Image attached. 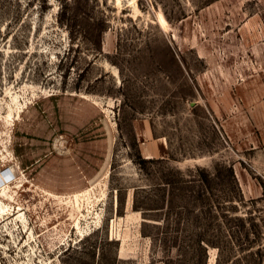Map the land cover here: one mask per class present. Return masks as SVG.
<instances>
[{
	"label": "rangeland",
	"instance_id": "rangeland-1",
	"mask_svg": "<svg viewBox=\"0 0 264 264\" xmlns=\"http://www.w3.org/2000/svg\"><path fill=\"white\" fill-rule=\"evenodd\" d=\"M0 264H264V0H0Z\"/></svg>",
	"mask_w": 264,
	"mask_h": 264
},
{
	"label": "bare ground",
	"instance_id": "bare-ground-1",
	"mask_svg": "<svg viewBox=\"0 0 264 264\" xmlns=\"http://www.w3.org/2000/svg\"><path fill=\"white\" fill-rule=\"evenodd\" d=\"M117 1H120V0H117ZM160 23L165 24V20L162 17L160 18Z\"/></svg>",
	"mask_w": 264,
	"mask_h": 264
},
{
	"label": "trees",
	"instance_id": "trees-1",
	"mask_svg": "<svg viewBox=\"0 0 264 264\" xmlns=\"http://www.w3.org/2000/svg\"><path fill=\"white\" fill-rule=\"evenodd\" d=\"M4 173H7V172L4 171Z\"/></svg>",
	"mask_w": 264,
	"mask_h": 264
}]
</instances>
